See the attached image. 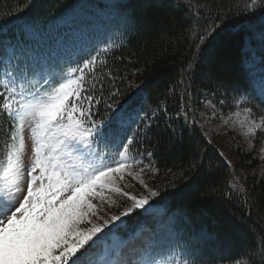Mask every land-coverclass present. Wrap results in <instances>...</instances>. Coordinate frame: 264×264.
I'll use <instances>...</instances> for the list:
<instances>
[{
    "label": "trees",
    "instance_id": "trees-1",
    "mask_svg": "<svg viewBox=\"0 0 264 264\" xmlns=\"http://www.w3.org/2000/svg\"><path fill=\"white\" fill-rule=\"evenodd\" d=\"M248 2L0 0V26L8 27L0 41H11L21 67L34 68L37 79L99 51L106 64L96 65L95 76L104 88L102 96L94 93L99 103L93 118L107 120L116 109L127 108L132 135L145 123L141 117L156 110L135 136L130 155L138 152V159L151 161L155 171L145 170L144 180L160 194L146 210L105 229L93 259L100 241L114 233L115 247L128 254L149 246L157 259L171 258L179 244L191 253L181 258L196 264H264V159L226 148L234 159L230 168L201 129L206 115L229 116L244 108H251L249 116L256 120L264 115L259 84L264 81V7L248 11ZM181 104L188 123L177 115ZM6 123L0 121V128ZM255 140L263 141L264 132L258 131ZM234 174L246 192L229 198L225 193ZM112 199L122 210L121 198ZM104 211L111 215L118 209Z\"/></svg>",
    "mask_w": 264,
    "mask_h": 264
},
{
    "label": "snow or ice",
    "instance_id": "snow-or-ice-1",
    "mask_svg": "<svg viewBox=\"0 0 264 264\" xmlns=\"http://www.w3.org/2000/svg\"><path fill=\"white\" fill-rule=\"evenodd\" d=\"M244 7L256 11L264 7V0H249ZM7 31V25L0 26V36L6 37ZM261 36L264 39V32ZM198 38L203 41L205 36ZM0 44V121L7 122L0 128L4 136L0 141V264H196L181 258L191 253L179 244L176 248L180 250L171 258L157 259L149 246L133 249L131 254L117 246L106 250L99 261L93 259L105 229L122 217L146 210L160 194L143 179L145 170L155 171L151 161L138 159L142 155L138 152L130 155L135 136L149 126L156 110L152 116L141 117L143 126L128 135L133 121L127 108L116 109L107 120L93 118L94 105L99 103L94 93L99 91L102 96L104 88L95 76L96 65L106 64L101 52L88 53L82 61L70 63L66 71L37 79L34 68L21 67L10 40ZM118 94L117 89L110 98ZM260 102L264 104V94ZM105 105L113 109L107 101ZM243 111L246 118L252 114L251 108ZM177 115L189 122L184 104ZM191 122L197 123L195 116ZM248 124L245 135L264 132V115ZM136 165L143 167L133 171ZM127 178L137 180L146 194L125 191ZM240 179L234 174L228 181L225 194L229 198L246 192ZM112 196L121 198L122 210ZM105 207L109 211L116 207L118 212L109 215ZM261 247L264 251V244Z\"/></svg>",
    "mask_w": 264,
    "mask_h": 264
},
{
    "label": "rangeland",
    "instance_id": "rangeland-1",
    "mask_svg": "<svg viewBox=\"0 0 264 264\" xmlns=\"http://www.w3.org/2000/svg\"><path fill=\"white\" fill-rule=\"evenodd\" d=\"M259 84L261 90L264 93V81L261 80ZM206 116L207 117H204L202 119L201 129L205 134L207 140L219 151L220 155L230 166V168H234V159L229 156L226 148H231L234 153L237 152V150H249L250 153L258 156L259 158H261V155H264L261 153V149L264 148V140L260 143H257V141L255 140L256 135H245L247 127L249 126L248 121L256 119L252 118L249 115L246 118V114L244 112H236L229 116H216L210 118L208 117V115ZM225 121H227V123H225ZM242 121L243 124L241 123ZM250 143L251 145H253L252 148H249ZM138 170L139 168H133V171ZM143 179H145V174L143 176ZM127 182L129 186L124 188L125 191L132 192L133 194L142 193V186L138 183L137 180L127 178ZM0 184H3V181H0ZM113 208L117 209L116 207ZM109 240V244L104 243L103 253L100 257L104 255L106 250H111V245L117 242V238L114 235L110 236Z\"/></svg>",
    "mask_w": 264,
    "mask_h": 264
}]
</instances>
